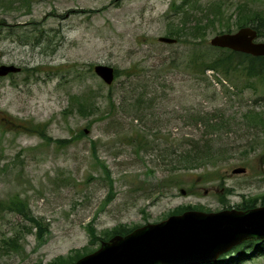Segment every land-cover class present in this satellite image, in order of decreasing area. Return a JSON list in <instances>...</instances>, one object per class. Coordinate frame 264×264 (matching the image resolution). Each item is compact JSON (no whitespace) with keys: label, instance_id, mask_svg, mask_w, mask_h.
Masks as SVG:
<instances>
[{"label":"rangeland","instance_id":"rangeland-1","mask_svg":"<svg viewBox=\"0 0 264 264\" xmlns=\"http://www.w3.org/2000/svg\"><path fill=\"white\" fill-rule=\"evenodd\" d=\"M21 1L0 0V66L22 70L0 76V200L27 201L44 237L20 213L1 210L0 264L91 253L102 241L92 242L89 224L104 237L116 225L156 223L182 206L216 212L256 196L264 205V127L244 116L255 106L264 111V87L193 70L189 59L204 43L159 41L180 24L183 13L171 4L183 0ZM217 1L232 26L238 4L264 10V0ZM219 20L207 30L209 45L228 27ZM96 64L121 73L109 85ZM88 94L90 112L78 111L71 96ZM4 118L46 125L52 140L5 127ZM59 138L73 142L62 147ZM206 140L224 151L218 165H182L179 155ZM241 166L245 173L232 172ZM13 237L17 248L6 245ZM239 264H264V256Z\"/></svg>","mask_w":264,"mask_h":264},{"label":"trees","instance_id":"trees-1","mask_svg":"<svg viewBox=\"0 0 264 264\" xmlns=\"http://www.w3.org/2000/svg\"><path fill=\"white\" fill-rule=\"evenodd\" d=\"M25 5L28 0L21 1ZM223 3H218L217 0H210L206 3L203 0H183L179 5L177 3H172L171 8L176 9L178 13H183L180 24L171 25L168 28V34L174 36L178 39L182 37H189L198 44L204 43L201 45V49L196 53H193V56L189 59V62L193 66V70L198 71L200 75H205L207 71H213L220 73L225 78H230L233 75H236L237 78L244 76L246 79H249L252 82L250 85L253 88H257L256 83H261L264 87V56H254L251 54L234 51L229 48H219L213 47L207 43L205 39L207 35V30L212 26L215 27V18H219L220 22L227 25L225 29L222 28L221 32H230L233 31V28H240L242 26L253 25L259 32V36L264 37V10H254L249 7L247 3L238 4L235 9L236 19L234 21L235 26H232L229 22H224L227 19H223L224 12H222ZM191 7L198 11H189L187 7ZM181 11V12H180ZM232 15V13H231ZM227 23V24H226ZM215 51H210V50ZM187 67V65H186ZM116 71V77L121 73L119 69ZM254 80V81H253ZM259 81V82H256ZM94 94V92H93ZM93 94H88V96L83 100L79 98L78 95L71 96V103L73 106H77L78 111L81 112H90L89 105L86 103H92L94 101ZM261 95H264L263 93ZM92 111V110H91ZM1 112V111H0ZM245 120L254 124H261L264 127V111L255 108L249 109L244 113ZM207 127H214L212 117H204ZM3 125L5 127H18L19 129H24L30 132L38 134L42 139L50 142L52 138L47 135L46 125L40 123L36 125H25L24 123L12 121L9 118L3 119ZM8 123H10L8 125ZM16 123V124H15ZM90 127V123L88 125ZM84 134L83 131H80L79 136ZM54 142H57L59 146H65L66 144L72 143L73 140L70 138L55 139ZM224 155V151L220 147H215L213 143L209 140L204 141L202 144H194L191 149H188L184 154L181 153L180 162L184 166H206L208 164L216 167L218 160ZM208 169V167H207ZM206 177L210 176V172L204 173ZM262 204H264V196H262ZM258 197H249L244 198L239 204L236 205L238 209H248L256 207L258 205ZM9 209V211H15L20 213L27 219L29 222L33 223L34 226L39 227L38 238L42 239L44 237V224L35 216L28 204L27 201H24L21 197L12 198L8 203L0 200V211ZM187 209H200V207L195 206H182L178 207L173 211V213H181ZM89 235L92 242H96L101 239L108 240L113 235L120 234L125 235L132 231L135 227H128L125 224H119L111 229L104 230V237L100 236L97 233L96 228L93 224H89ZM15 237L10 238L6 245L9 247L17 248V245H14ZM13 241V242H12ZM237 254L234 257L229 259H223L224 256L217 259L216 262L212 263H203V264H239L244 261L254 259L258 256H264V240L263 239H252L246 240L242 244L236 246L234 251ZM230 253L229 255H231ZM83 254L78 253L74 257L65 258L63 256L58 257L53 264H73L75 260L79 259ZM225 260V261H224ZM41 264V263H36Z\"/></svg>","mask_w":264,"mask_h":264},{"label":"water","instance_id":"water-1","mask_svg":"<svg viewBox=\"0 0 264 264\" xmlns=\"http://www.w3.org/2000/svg\"><path fill=\"white\" fill-rule=\"evenodd\" d=\"M257 35L256 29L244 26L236 32L215 35L211 44L264 55V41L256 42ZM159 40L176 42V39L168 36H161ZM94 69L107 83L113 82L115 70L112 66L97 64ZM20 70L15 65L3 64L0 66V76ZM245 171L243 167L233 170L234 173ZM251 238L264 239V206L217 212L186 210L170 215L161 222L137 227L127 235H115L75 264L201 263L215 260L236 244Z\"/></svg>","mask_w":264,"mask_h":264}]
</instances>
